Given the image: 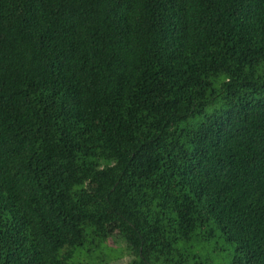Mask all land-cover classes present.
<instances>
[{"label": "trees", "instance_id": "16d2710c", "mask_svg": "<svg viewBox=\"0 0 264 264\" xmlns=\"http://www.w3.org/2000/svg\"><path fill=\"white\" fill-rule=\"evenodd\" d=\"M225 248L264 264V0H0V264Z\"/></svg>", "mask_w": 264, "mask_h": 264}, {"label": "rangeland", "instance_id": "374dc122", "mask_svg": "<svg viewBox=\"0 0 264 264\" xmlns=\"http://www.w3.org/2000/svg\"><path fill=\"white\" fill-rule=\"evenodd\" d=\"M119 246L122 247L124 245L122 243L120 245L116 244L114 246H111V248H113L114 251L120 252L122 251V249ZM232 253L233 248H225L218 253L214 250H211V252L202 251L200 253V257L203 259V261L206 260L207 264H230ZM128 261L129 255L125 254V256H119L113 264H128Z\"/></svg>", "mask_w": 264, "mask_h": 264}]
</instances>
